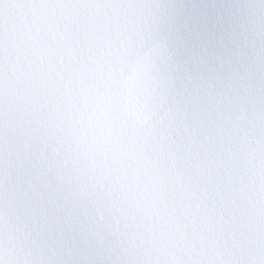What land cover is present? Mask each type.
<instances>
[{"label": "snow or ice", "instance_id": "6c2138e0", "mask_svg": "<svg viewBox=\"0 0 264 264\" xmlns=\"http://www.w3.org/2000/svg\"><path fill=\"white\" fill-rule=\"evenodd\" d=\"M0 264H264V0H0Z\"/></svg>", "mask_w": 264, "mask_h": 264}]
</instances>
